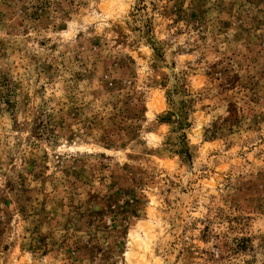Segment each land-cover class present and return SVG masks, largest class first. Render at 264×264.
<instances>
[{
	"label": "rangeland",
	"instance_id": "rangeland-1",
	"mask_svg": "<svg viewBox=\"0 0 264 264\" xmlns=\"http://www.w3.org/2000/svg\"><path fill=\"white\" fill-rule=\"evenodd\" d=\"M0 264H264V0H0Z\"/></svg>",
	"mask_w": 264,
	"mask_h": 264
}]
</instances>
